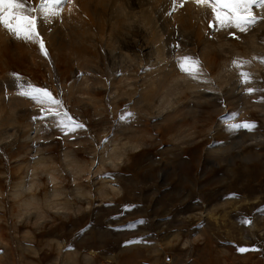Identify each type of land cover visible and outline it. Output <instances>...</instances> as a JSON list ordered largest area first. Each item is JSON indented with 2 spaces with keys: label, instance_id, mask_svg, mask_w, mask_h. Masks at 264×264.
<instances>
[{
  "label": "rangeland",
  "instance_id": "1",
  "mask_svg": "<svg viewBox=\"0 0 264 264\" xmlns=\"http://www.w3.org/2000/svg\"><path fill=\"white\" fill-rule=\"evenodd\" d=\"M166 2L132 5L133 18L144 22L145 11L151 16L144 33L127 28L125 21H109L104 7L101 24L93 19L90 32L49 44L54 68L33 46H10L7 41L1 45L0 75L16 71L53 91L63 87L68 106L89 125L90 133L80 135L91 138L61 143L59 133L46 132L41 122L34 129V105L18 98L13 107L0 81V264H63L68 251H74L76 259L67 264H264V215L255 212L264 204V137L256 136L264 133V103L254 102L259 93L240 94L230 64L234 57L264 56V24L240 42L223 33L208 39L203 9L182 22L167 20L157 13ZM174 28L182 37L177 54L199 56L203 79L212 83L183 75L178 90L152 88L157 77L179 73L170 60ZM118 39L126 41L125 47L119 48ZM142 67L150 70L141 73ZM117 71L124 75L116 78ZM244 71L252 74L250 86L264 88V64L252 60ZM78 72L91 76L77 83ZM221 100L229 111L239 110L240 120L255 121L257 129L226 132L217 120L225 110ZM124 105L136 113L140 127L134 136H122L117 129L116 140L127 149L121 163H109L95 145L112 131L111 120ZM44 140L51 143H41ZM34 141L38 147H33ZM33 154L46 163L44 168L35 166L36 175ZM97 155L101 163L93 171ZM73 164L82 168L74 171ZM48 167L55 169L56 186L64 194L52 206L62 210H46L20 222L21 197L13 196L17 183L28 181L29 173L30 178L36 176V194L43 197L49 188ZM104 172L118 174L91 182ZM78 192L81 197H76ZM233 192L239 196L224 198ZM124 205L136 207L124 210ZM243 216L252 217L253 224L242 225ZM138 218L147 223L113 230ZM139 237L154 243L124 246ZM58 244L63 245L60 254ZM238 246L258 250L239 253Z\"/></svg>",
  "mask_w": 264,
  "mask_h": 264
},
{
  "label": "snow or ice",
  "instance_id": "2",
  "mask_svg": "<svg viewBox=\"0 0 264 264\" xmlns=\"http://www.w3.org/2000/svg\"><path fill=\"white\" fill-rule=\"evenodd\" d=\"M132 3L133 0H123V3H119L118 0H107L103 7L108 9L109 21L117 19L131 21V23H125L127 28L138 29L144 33L146 29L141 20L139 18L134 19L133 14L129 11ZM135 3L138 7L146 6V0H135ZM188 4H192L197 9H203V16L206 20L205 36L208 39H215L217 33H223L226 37L240 42L243 35L249 34L259 25L264 24V0H167L166 7L157 9V13L167 20H172L177 12L186 10ZM103 7L100 10H103ZM92 8L99 15L94 5ZM65 9H67V16L71 17L81 11V6L78 0H0V28L7 34V44L15 46L16 43H22L25 46H33L37 54L53 65L54 68V61L49 47V36L53 33L55 25H63ZM143 15L147 18V21H151V16L147 11ZM173 34L176 39L169 45L172 50V55L170 56L171 66H174L179 73L197 83H212V81L203 79L205 75L204 65L199 56L187 53L177 54L182 49V37L175 28L173 29ZM137 50L140 49L138 48ZM252 60H259L260 63L264 64V56H254L251 60L234 57L231 59L230 64L236 70V82L240 86L238 89L240 94L251 97L253 94L259 93L258 99L254 102L264 103V88L250 86L253 81L252 74L244 71V66L250 64ZM148 70L150 69L145 67L140 69L141 73ZM8 75L10 83L4 85V98L8 100L10 95L14 93L17 98L28 100L34 105L35 114L30 117L34 129L36 123L41 122L46 132L56 131L59 133L56 139L61 141V143L65 140L75 143L78 139L91 138V136L80 135V133H90L89 125L75 115L68 106L64 98L63 87H60L59 91H53L47 84H38L31 79H25L19 72L12 71ZM85 75L91 76L90 73L78 72L74 79L79 83ZM123 75L124 73L121 71L114 73L116 78ZM105 79L107 80V77ZM108 83L111 85L110 80H108ZM9 87L12 88V93L8 92ZM84 87L88 88L89 86L85 84ZM205 91H210V89H205ZM220 103L225 110L217 117V120L226 132L230 134H239L240 132L253 133L257 129L255 121L240 120L239 110L229 111L223 100ZM108 108L111 110V103L108 104ZM111 123L113 126L112 131L98 141L95 147L100 155L111 156L117 163H121L123 161L122 152L127 149V145L122 148L121 142L116 140L117 129L121 130L122 136H134V129L139 128L140 125L137 121L136 113L129 110L128 105H124L120 109L112 118ZM41 143L48 144L51 141L44 140ZM38 146L34 141L33 147ZM114 146L115 151H113ZM100 155L94 157L93 171L101 163ZM38 158L35 154L31 156L33 162ZM109 163H112V160H109ZM117 174V172H104L93 176L91 182L95 184L96 181L105 178H114ZM30 176L31 174L29 173V180ZM48 180L47 195L51 196L57 190L56 181L51 177H48ZM238 196L239 193L233 192L224 198H237ZM105 206L114 205L106 204ZM135 207V205L122 206L124 210H131ZM255 212L256 214L264 215V204L260 205ZM119 215L122 216L123 212ZM115 218L112 217V219ZM239 222L242 225L250 226L253 224V219L249 216H243L239 218ZM146 223L143 218H138L115 228L113 226L109 227L113 228V230L136 229ZM203 226V222H201L200 227ZM153 243L154 241L152 240L139 237L125 241L124 246L127 247L134 244L151 245ZM71 249L72 245H69L67 250ZM236 250L239 253H246L257 251L258 249L255 246H238Z\"/></svg>",
  "mask_w": 264,
  "mask_h": 264
},
{
  "label": "bare ground",
  "instance_id": "3",
  "mask_svg": "<svg viewBox=\"0 0 264 264\" xmlns=\"http://www.w3.org/2000/svg\"><path fill=\"white\" fill-rule=\"evenodd\" d=\"M148 1H150V0H148ZM118 2L119 3H123V0H118ZM78 3L81 6V11L76 13V14H74L71 17H68L67 14H65V20H64L63 25L57 24V25L54 26V31L49 36V44L50 43L51 44H53V43L58 44V41L60 42V41H64V40L75 38L80 32H88L90 30L89 23H92L91 21L93 19L95 21H99V24H101L100 21L102 20V16L101 15L103 13V10H100V9L107 3V0H78ZM146 3H147V0H146ZM149 3H151V2H149ZM93 5L95 6L97 11L99 12V15H97L96 12L93 11V8H92ZM132 5L137 6L136 3H135V0H133ZM103 9H104V7H103ZM198 10L199 9L195 8L192 4H188L186 6V10L177 12L174 15L173 19H174V21L182 22L187 17L192 16V14L194 16V13H196ZM129 11H130V9H129ZM142 17H143L142 19L144 21H147V18L143 14H142ZM121 22H124V20L123 19H117L116 20L117 24H120ZM150 23H151V21H147L148 25ZM56 39H58V41ZM7 40H8L7 34L4 32V30L2 28H0V49H1V45L3 44V42L7 41ZM71 41H73V40H71ZM117 42L119 44V48L125 47L126 43H124V39H122V40L118 39ZM17 45H21V43H17ZM21 46L25 47L24 44H22ZM159 54H160V56H162L161 53H159ZM0 78H1L0 81H2L3 85L10 83V77H9V75L5 74V72H3L2 75H0ZM157 78H158L157 80H154L152 82V85L155 86V87H152V88L157 89V88H163L164 87V89H165L164 91H167V89H169V90L170 89L178 90L179 83H177V82H178L179 79L183 78V74H179V73H174L172 71H168L162 77H160V78L157 77ZM171 85H173V86H171ZM152 88H151V90H152ZM8 89H11V87H9ZM8 100H9L10 104L13 107L18 104V102H17L18 98L15 95H13V94L10 95V98ZM256 136L257 137H261V136L264 137V133H259ZM5 138H7V137H5ZM108 158L110 160H114L111 156H108ZM40 160H41V158H40ZM40 160L38 158L37 161H36V165L32 166V168H31L33 170L32 174H34V175H36V172H37L36 169H35L36 168L35 166H37L40 163H45L44 162L45 160L43 161V158H42V161H40ZM45 165H46V163H45ZM72 166L74 167V171L80 170V167H81L78 164H73ZM48 169H49L48 170L49 177H51L53 180L56 181L57 180V178H56L57 176L55 175V169L53 167H48ZM34 170H35V173H34ZM37 179L38 178L35 176V177L30 178V180H28L26 182L17 183L16 188H15V190L13 192V196L14 197H18V198L21 197V201L26 200L29 197V195H31V193L28 192V189L30 187L33 188L34 190L38 188L39 183H38ZM58 182H60V181H58ZM56 189L58 191L62 192V189L57 187V186H56ZM23 193H25V194H23ZM46 195H47V192L44 193L43 197H45ZM43 197H41V198H43ZM20 205H21V203L18 205L19 208H20ZM61 207H63V206H61ZM40 215H42V214H40ZM4 245H5V247H8V243H5ZM62 250H63V245L62 244H58V248H57L58 254L62 253ZM41 257H42V255H41ZM63 258H64L63 264H67L66 263L67 261L69 262V260L72 261V260L76 259V253H74V251L65 252Z\"/></svg>",
  "mask_w": 264,
  "mask_h": 264
},
{
  "label": "clouds",
  "instance_id": "4",
  "mask_svg": "<svg viewBox=\"0 0 264 264\" xmlns=\"http://www.w3.org/2000/svg\"><path fill=\"white\" fill-rule=\"evenodd\" d=\"M134 19H138V17H134ZM125 23H131V21L126 20ZM143 26L147 25V21L142 22ZM113 151H115V146ZM46 165L45 163H40L37 165L38 168H44ZM38 189L34 190L33 188H29L28 192L31 193L29 197L21 202L19 208V215L18 220L20 222L25 221L26 218H30L32 216H39L40 214L47 211L59 212L62 209L53 207L52 204L54 201L60 200L63 198V193L56 190L52 193L51 196L46 195L45 197L41 198L36 193ZM81 193L78 192L76 197H81Z\"/></svg>",
  "mask_w": 264,
  "mask_h": 264
}]
</instances>
